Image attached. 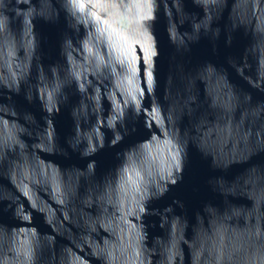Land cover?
<instances>
[{
	"label": "water",
	"instance_id": "95a60500",
	"mask_svg": "<svg viewBox=\"0 0 264 264\" xmlns=\"http://www.w3.org/2000/svg\"><path fill=\"white\" fill-rule=\"evenodd\" d=\"M0 264H264V0H0Z\"/></svg>",
	"mask_w": 264,
	"mask_h": 264
}]
</instances>
